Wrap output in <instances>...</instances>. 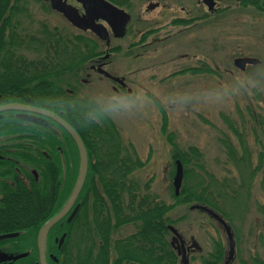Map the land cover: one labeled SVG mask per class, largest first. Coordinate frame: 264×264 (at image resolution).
<instances>
[{
	"label": "rangeland",
	"instance_id": "374dc122",
	"mask_svg": "<svg viewBox=\"0 0 264 264\" xmlns=\"http://www.w3.org/2000/svg\"><path fill=\"white\" fill-rule=\"evenodd\" d=\"M16 1L21 11L13 21L21 20L32 33L47 25L51 30L82 34L44 0ZM157 2L158 8L147 11L150 3ZM126 10L132 21L123 39L112 37L111 47L122 51L112 55L106 70L127 76L131 90L117 93L111 81L90 71V84L77 86L70 79L80 95L102 107L120 102L131 105L128 112L120 113L127 116L112 120L125 143L133 145L144 162L135 173L136 180L142 189L149 185L158 200L174 202L171 189L176 164L170 134L181 150L195 147L202 153L204 169L195 167L199 175L205 176L206 171L218 179L242 183L240 208L232 220L236 253L231 264H260L264 259V213L259 211L264 205V130L255 128L252 118L264 116V15L230 0H216L213 11L203 0H134L131 10ZM179 18L192 23L176 25ZM149 31L154 32L143 39ZM239 57L258 58L261 63L242 72L234 65ZM203 65L215 73H183L186 68ZM81 77L88 80L85 74ZM226 145L234 147L235 159ZM169 216L175 220L185 216L175 228L187 244L196 241L201 247L200 252L190 253V264H201L219 241L227 258V235L207 215L181 205ZM129 233L131 229L125 228L116 238ZM174 246L179 251V245ZM4 257L0 253V261Z\"/></svg>",
	"mask_w": 264,
	"mask_h": 264
},
{
	"label": "trees",
	"instance_id": "16d2710c",
	"mask_svg": "<svg viewBox=\"0 0 264 264\" xmlns=\"http://www.w3.org/2000/svg\"><path fill=\"white\" fill-rule=\"evenodd\" d=\"M115 5L131 10L134 0H109ZM236 2L241 8H252L259 14L264 15V0H230ZM13 0H0V52L13 51L23 44L11 33L14 19ZM176 25L188 26L190 19H177ZM3 26V28H2ZM9 29V30H7ZM7 31L10 33L7 35ZM154 31L143 35V39ZM142 41V40H141ZM26 47V46H24ZM104 44L92 34L73 35L61 32L58 28L47 31L40 35L36 43H30L25 50H34L40 53L37 57H24L22 66H19L11 55L0 56V91L5 94L15 92L21 82L24 88V104L50 110L66 122H68L79 134L87 151L89 152L90 170L84 188L88 190V196L92 194L99 215V205L103 211L105 221L100 226V220H96L97 226L92 228L87 236L67 237L63 246L55 242V235L64 221L59 222L52 230L49 237V251L54 254L58 262L49 258V264H180V255L172 245V233L169 226L185 219H173L169 214L181 205L191 208L193 205H203L211 208L224 218L233 228L232 220L237 217L242 196V183L235 179H218L205 172L201 176L196 172L203 171L202 153L195 147L181 150L173 134L168 136L172 147V159L174 163L180 160L184 166V184L181 194L175 196L173 188V203H165L158 200L149 185L141 188L135 173L144 167V162L138 156L137 151L131 144H126L119 129L111 118L102 115V123L88 122V113L99 112L102 106L87 97L80 98L77 91L69 94L68 89H74V81L70 77L79 78L83 74L85 63H91L98 56L104 54ZM24 68L17 72L14 68ZM249 69V68H248ZM182 73V72H180ZM183 73L212 74L215 73L207 65L201 67L186 68ZM20 77V81L18 80ZM15 101V100H13ZM11 101V102H13ZM8 112L7 114H14ZM165 115V112H163ZM251 113V112H250ZM254 116V114H252ZM255 128L264 130V116L252 118ZM165 126L168 124L167 116L164 118ZM53 124L54 126L49 127ZM29 126V125H24ZM25 132H28L24 129ZM39 132L41 134L68 132L58 124L47 119L42 123ZM71 140L72 150L78 155V148L74 140ZM60 142V141H59ZM229 156L235 159V150L232 145H226ZM49 151L48 148L42 147ZM64 149V146L62 147ZM122 150V153H107L113 150ZM42 165L40 174L39 196L44 198L55 197V210L49 212V219L22 220L20 229L40 224L33 235L20 234L14 240L23 245V264H38L39 249L37 237L39 230L44 224L55 217L65 205L77 183L79 170L76 172H64L62 170L51 171L50 159ZM57 167L63 165L62 159L57 154ZM134 158V159H132ZM77 160V158H76ZM104 168V170L102 169ZM175 167V166H174ZM259 167L251 170L255 174ZM174 172V168H173ZM198 175V176H197ZM196 176L198 179H196ZM100 187L97 186V184ZM250 183V182H249ZM249 191L250 187H246ZM83 192L81 193V197ZM33 194L26 192L25 197ZM24 203V207H26ZM32 208V205H29ZM264 213V205L259 208ZM43 210L41 209V213ZM99 228V229H98ZM131 229V233L121 238L114 236L119 229ZM0 242H2L0 240ZM53 248V250H50ZM214 252L202 258L201 264H224L226 261V249L221 241L215 242Z\"/></svg>",
	"mask_w": 264,
	"mask_h": 264
},
{
	"label": "flooded vegetation",
	"instance_id": "af4514ba",
	"mask_svg": "<svg viewBox=\"0 0 264 264\" xmlns=\"http://www.w3.org/2000/svg\"><path fill=\"white\" fill-rule=\"evenodd\" d=\"M44 1L47 3L46 5L49 6L53 12L58 13L57 11H54L51 8L50 2H47L46 0ZM67 1L69 4L78 8L80 14H84V10L81 4H79L75 0H67ZM12 5L14 7L13 14L15 16L16 13L21 11V8L19 7V3H13ZM58 14L64 17L63 14L61 13ZM64 19L69 23V21L65 17ZM131 21H132V15H131ZM131 21L128 23L126 27L125 35L121 38H116L112 34L110 28L108 27L111 34V40L112 37H114L117 40L123 39L127 34L128 26L131 23ZM100 22L108 26L105 22L103 21ZM69 24L82 34L89 33V32L81 31L80 29L74 27L71 23ZM24 26L25 25L22 24L21 20L19 19L16 20L15 23L14 21H12V28L15 30L11 34L16 36V39L18 41L20 39L22 42H28L29 44L36 43L40 35H45L47 31L51 30L47 25H43L41 27V30L39 31L37 30L32 33L31 30L27 29ZM9 33L10 31H7V35ZM29 44L28 45L23 44L20 48L13 51L0 52V56L11 55L15 58L17 64L19 66H22L24 57H29V56L37 57L40 55L39 52L34 51L32 49L25 50V48H29ZM132 46H134V44ZM105 47L106 50L104 54L98 56L89 64L85 63L83 75L85 74L88 77V80L83 79L82 77L81 78L72 77V79L75 80L77 86L79 85V83L90 84L91 80L89 78H91L92 76L90 72H93L95 74L100 75L101 77L104 76L109 81H111L113 83L112 85L113 89L117 93L123 92L125 90L129 92L131 89L128 87L129 81L127 76L118 75L115 71L110 72L106 70V68L110 66L112 63L111 60L112 55L121 52L122 51L121 47H111V42L109 46L105 44ZM11 70L20 72V71H24V68L18 67ZM18 80L20 81L19 76H18ZM77 86L75 85L74 89H68L69 94L72 95L74 94L75 91L79 93ZM17 89H18V94L12 92L14 96L8 94L9 92L5 94L4 91L2 92L0 91V101H1L0 107L13 103L27 105L21 102L24 101L23 100L24 88L22 87L21 82L19 83V86H17ZM80 98H83V96L80 95ZM8 112H14V111H8ZM8 112H0V237L13 235V234H18V236L13 238H6V239L0 238V240L2 241L0 242V253L5 255L4 257L5 259L0 261V264H23L22 257L26 253H24L23 251V245L21 244V242L14 239L18 238L21 233L24 235L35 234V231L40 227V224L39 225L34 224L28 226V228L23 230H15V229H20L19 226L20 221L24 219L28 221L41 220V219L45 220L47 218L49 219V212H53L55 210V203H56L55 197L42 199L39 196L40 193L39 173H41V170L45 169L42 168V165H46L48 163V160L42 159L41 156H45L50 159L49 163L51 165L50 166L51 171L62 170L67 173V172H76L77 170H79L80 155L78 149H77L78 155H75L72 148H70L71 146V140L69 138L71 137L70 134L69 136H66L64 133L52 132L49 134H41L39 132L42 123H44V121L47 120L46 117L25 113V112H15L14 114H7ZM30 118H38V119L32 121L29 120ZM48 123H49V127L54 126L53 124L50 125V122ZM24 125H29V126H24ZM24 129L27 130L28 132H25ZM63 146L64 149L62 148ZM42 147L48 148L49 151L43 149ZM87 153L89 158V152L87 151ZM107 153H118L119 155V153H122V150L116 149L113 151H109ZM57 154H59L60 157L64 158L62 159L63 165L60 166L59 168L57 167V162H58ZM90 167L91 165L89 160L88 174ZM102 169L104 170L103 167ZM97 186L100 187L101 186L100 183L99 185L97 184ZM26 192L27 193L31 192L33 196L31 198L30 197L26 198L25 197ZM82 192L83 195L81 197ZM81 193L78 199L76 200L74 206L66 215V217H64V219L61 220L64 221L66 225L63 224L62 227L57 232H55V235L59 237L56 238L55 240V242L59 244V247L63 246L67 237L73 238V237L89 235L90 232H92V228L97 226V222H96L97 219L100 220V226H102L103 222L105 221L103 211L100 210L101 209L100 205L98 208L99 215L97 214V209L94 200H91V198H94V196H92V194L88 196V190L87 188L84 187ZM69 198L65 200L66 201L65 205L68 202ZM244 198L245 196H243L242 198L243 201ZM24 203L27 204L26 207H24ZM29 205H32V208H30ZM76 208H77V212L75 216L70 220ZM41 209L43 210L42 213H41ZM197 211L207 215L211 220H213L208 214L202 212L201 210H197ZM50 220H48L44 224V226ZM44 226H42V228ZM54 227L51 228L47 239V249H46L47 264H49V260H48L49 258H52L53 260L58 262V259L54 256V254L49 251V244H50L49 237ZM122 231L125 232V229L124 228L119 229L117 233L121 234ZM117 233L114 236H116ZM63 237H64V241L61 243V239ZM184 241L186 247H189L191 245V244L190 245L187 244L186 240ZM37 246H38V237H37ZM50 250H53V248H51ZM192 251L194 250H190L188 252L189 256ZM260 260H263L260 262V264H264V259H260ZM38 264H41L40 252H39ZM109 264H112V262H109Z\"/></svg>",
	"mask_w": 264,
	"mask_h": 264
},
{
	"label": "water",
	"instance_id": "95a60500",
	"mask_svg": "<svg viewBox=\"0 0 264 264\" xmlns=\"http://www.w3.org/2000/svg\"><path fill=\"white\" fill-rule=\"evenodd\" d=\"M51 3V8L58 13L64 15V17L76 28L87 32L90 31L95 36H97L102 42L106 43L109 46L111 40V34L116 38H121L126 33V27L128 23L131 21V15L124 9L118 7L113 4L109 0H75L79 4L82 5L84 14H80L79 9L69 4L67 0H46ZM203 3L208 7L209 11H213L216 7V0H203ZM160 6V3H150L147 7V11L155 10ZM100 21L105 22L108 26L101 23ZM110 30H109V28ZM261 63V60L254 57H239L235 59L234 65L237 69L242 72L246 71L250 66H257ZM1 103V101H0ZM25 112L34 115H40L46 117L47 119L52 120L54 123L61 126L64 130L70 134L73 140L76 143V146L79 150L80 155V173L77 180V183L74 187V190L64 206V208L54 217L52 218L39 232L38 235V248L40 252V263H46V249H47V239L48 234L52 227H54L57 223H59L71 208L74 206L76 200L80 196V193L84 187L85 181L88 175V166H89V158L87 149L80 138L79 134L76 130L66 122L62 117L58 114L39 107L23 105L18 103L7 104L5 106L0 107V112ZM38 118H30L29 120H36ZM176 173L173 180V188L175 196H179L182 191V187L184 184V166L180 160H176ZM191 210H201L202 212L208 214L213 220L218 222L221 227L224 229L228 242H229V252L226 258L225 264H231L235 258V237L232 227L228 224V222L222 218L218 213L214 210L210 209L207 206L202 205H193L191 206ZM77 212V208L74 210L72 217L75 216ZM169 230L173 234V245L177 243L179 245L178 254L181 256V264H190V258L188 252L190 250L201 251V247L196 241H193L189 247H186L185 241L181 233L174 227L169 226ZM18 236V234L2 236L0 238H13ZM64 241V237L61 239V243Z\"/></svg>",
	"mask_w": 264,
	"mask_h": 264
},
{
	"label": "clouds",
	"instance_id": "9594fccd",
	"mask_svg": "<svg viewBox=\"0 0 264 264\" xmlns=\"http://www.w3.org/2000/svg\"><path fill=\"white\" fill-rule=\"evenodd\" d=\"M131 108V105L127 104V103H109L106 106H103L99 112H90L88 113V122L89 124L91 123H97L100 124L102 123V119L101 116L102 115H106L107 119L111 118V119H117V118H121L123 116H127V115H121V112H128Z\"/></svg>",
	"mask_w": 264,
	"mask_h": 264
}]
</instances>
